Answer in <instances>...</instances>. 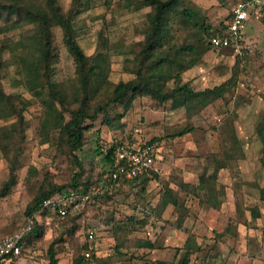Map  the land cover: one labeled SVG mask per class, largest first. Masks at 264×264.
Instances as JSON below:
<instances>
[{"label": "rangeland", "instance_id": "rangeland-1", "mask_svg": "<svg viewBox=\"0 0 264 264\" xmlns=\"http://www.w3.org/2000/svg\"><path fill=\"white\" fill-rule=\"evenodd\" d=\"M57 1L68 13L75 0ZM145 1H76L77 41L85 54L103 67L109 89L135 77L144 33L153 13ZM237 1L181 0L180 8L193 11L194 21L174 17L157 51L161 58L170 57L158 68L167 76L168 89L176 87L177 77L181 85L187 84L193 91L230 81L222 99L189 116L183 106L174 107L172 101L161 103L137 94L128 107L113 105L95 121L88 120L84 145L75 154L62 143L60 130H53L51 141L43 143V101L17 85L19 76L12 55L0 52L3 89L7 95L19 96L26 106V139L16 168L17 183L0 200V240L27 226L25 212L41 189L69 185L74 180L80 185L92 183V187H100L109 169L105 151L116 143L135 138L160 143V174L153 173L147 180L105 193L98 206L87 207L76 221L71 217L51 223L39 219L44 228L42 236L30 237L18 264H48V251L53 245L58 264H71L73 250L86 241L90 227L97 228L94 250L98 258L112 257L114 264H180L190 235L194 250L189 264H264V168L260 163L262 146L255 133L264 112V18L246 17L244 35L253 53L242 58L230 50L213 49L205 34L207 30L212 33L224 29ZM39 4L37 9L43 10ZM1 25H5L2 20ZM27 28L24 23L0 35V43L5 38L17 40ZM53 41L54 78L66 90L72 111L78 107L75 99L81 95L75 60L59 26L53 28ZM191 47L194 50H187ZM145 65L148 68L150 62ZM104 98L106 94L98 96ZM58 107L61 114L56 115L68 121L71 114ZM13 122L1 119L0 127ZM181 131L187 133L176 136ZM234 135L241 141L245 159L231 162L229 168L217 172L216 163L224 156L225 142ZM203 174L216 176V180H208V188L216 191L225 187L226 197L218 209L201 203L199 196L182 186L186 177L192 179L191 185H198ZM8 178L9 164L0 152V189ZM167 190L174 191L180 206L175 209L170 205L160 214L158 204ZM179 222L184 228H177ZM146 241L155 243L156 248L137 247V242Z\"/></svg>", "mask_w": 264, "mask_h": 264}, {"label": "trees", "instance_id": "trees-1", "mask_svg": "<svg viewBox=\"0 0 264 264\" xmlns=\"http://www.w3.org/2000/svg\"><path fill=\"white\" fill-rule=\"evenodd\" d=\"M38 1L44 3L43 6ZM76 1H74L72 9L65 13L57 0H0V20L5 23V25L0 26V35H7L9 32L21 28L24 23L29 27L20 33L17 40L1 39L0 52L7 51L12 55V64L16 65V72L19 76L18 82L16 81L17 85L24 86L33 96L43 101V106L46 110L41 120L40 134L45 137L43 143L51 141V132L53 130H60L62 143L68 147L71 154H75L84 145L85 124L88 120L95 121L97 116L104 114L110 106L127 105L137 94L149 96L161 103L172 101L174 107L183 106L189 116L199 113L225 96L230 81L203 91H193L187 84L181 85V79L177 77L175 80L176 87L168 89L166 86L168 82L166 74L158 71L161 65L169 62L170 57H167V59L166 57L161 58V54L158 56L157 51L160 50L163 40L169 34L167 29L170 27L172 19L178 16H185L193 22L195 18L193 11L180 8L181 0L145 1L147 6L152 7L153 13L150 14L149 27L144 33L135 77L128 82L118 83L112 89L108 88L109 83L106 80L107 75L104 77L105 70L103 67L93 57L87 56L77 41V30L74 23ZM37 4L43 10H38ZM57 26L63 30L64 41L69 53L75 60L76 73L80 83L81 95L75 99L78 107L72 111H70L68 106L69 101L66 90L60 87L54 78L56 51L53 41V28ZM218 32L211 33L207 30L205 34L210 38ZM187 50H194V48L191 47ZM158 58L161 59L157 60ZM146 62H150L148 68L145 65ZM1 68L2 65H0V71ZM105 94L107 96L106 99H98L99 95ZM93 104H96V113L94 112ZM58 105L71 114V118L68 121H65L63 116L58 117L56 115L60 113ZM25 110V101L20 99L19 96L7 95L0 81V120L15 121L10 125L0 127V152L9 164V178L0 189V200L7 197L17 183L16 168L22 145L26 139ZM186 133V131H181L176 136H184ZM255 133L261 143L264 158V112L258 119ZM152 141H155V139ZM223 149L224 156L216 163L217 172L229 168L231 162L245 159L241 141L236 135L225 142ZM105 154L106 162L109 164V174L112 168V148L107 149ZM75 158L77 159V157ZM263 158L260 159V163L264 168ZM143 179L134 181L139 182ZM210 179L216 180V176L208 177L203 174L198 185H191L183 181L182 186L184 189H190L193 195L199 196L201 203L213 209H218L224 203V198L226 197L225 187H220L216 191L213 190L214 187L208 188V180ZM92 186V183L80 185L74 180L69 185H52L48 189H41L25 212L27 226L33 222V228L23 239L24 248L28 245L30 237L34 235L42 236L44 228L38 219L42 215V202L44 199L58 196L69 188L84 192ZM121 189H115L112 193ZM170 205L175 209L180 206L179 198L174 194L173 190H167L162 194L158 204L160 214ZM78 216L79 214L71 218L76 221ZM255 217H259L256 212ZM177 228H184L181 222H179ZM185 232L188 234V231L185 230ZM190 236L183 247L185 253L180 264H189L190 262V253L194 250V246L190 243ZM137 247L154 250L156 244L151 241L137 242ZM88 248L89 243L86 234V241L81 243L79 248L77 247L73 250L71 264H93V262L114 264L112 257L98 258L96 250L92 251L93 260H87L85 252ZM20 257L11 259L10 264H17V260ZM47 260L48 264H58L54 245L48 251ZM155 264L168 263L156 262Z\"/></svg>", "mask_w": 264, "mask_h": 264}, {"label": "built area", "instance_id": "built-area-1", "mask_svg": "<svg viewBox=\"0 0 264 264\" xmlns=\"http://www.w3.org/2000/svg\"><path fill=\"white\" fill-rule=\"evenodd\" d=\"M254 13L257 19L264 18V0H241L237 2L223 31L208 38V44L215 50H230L237 57H245L253 50L245 40L244 28L248 13ZM112 148V168L100 187H91L80 192L69 188L66 192L42 202V215L47 223L65 220L76 216L89 206H98L100 197L105 193L123 188L128 182L145 178L155 171L160 152L157 141H143L140 138L127 139L116 143ZM38 219V220H39ZM33 222L19 232L0 240V264H10L11 259L21 256L26 234L33 228ZM97 228L90 227L87 232L89 248L85 258L92 261L95 249Z\"/></svg>", "mask_w": 264, "mask_h": 264}, {"label": "crops", "instance_id": "crops-1", "mask_svg": "<svg viewBox=\"0 0 264 264\" xmlns=\"http://www.w3.org/2000/svg\"><path fill=\"white\" fill-rule=\"evenodd\" d=\"M239 1H241V0H238L237 2H239ZM237 2H234V3H233L232 8H231V12H230V13H232V9H233L234 5H235ZM247 16H250L251 18H252V16H253L254 19H257L254 13H250V12H249V13L247 14ZM247 16H246V17H247ZM229 19H230V18H229ZM228 21H229V20H228ZM228 21H227V23H228ZM227 23H226V24H227ZM225 26H226V25H225ZM224 28H225V27H224ZM244 29H245V28H244ZM244 36H245V35H244ZM160 169H161V167H159V161H156V164H155V171H153L149 176L145 177V178H144L143 180H141V181L147 180V178L149 179L153 173H158ZM164 169H165V168H164ZM158 174H160V173H158ZM184 180H185V181H184L185 183H189V184H190V183L192 182V181H191V180H192L191 178H187V177H186ZM17 264H18V263H17ZM19 264H23V263H22V262H21V263L19 262Z\"/></svg>", "mask_w": 264, "mask_h": 264}]
</instances>
